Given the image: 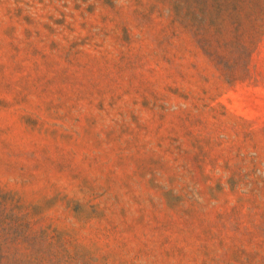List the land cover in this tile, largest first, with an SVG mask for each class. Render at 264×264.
<instances>
[{
	"label": "rangeland",
	"instance_id": "1",
	"mask_svg": "<svg viewBox=\"0 0 264 264\" xmlns=\"http://www.w3.org/2000/svg\"><path fill=\"white\" fill-rule=\"evenodd\" d=\"M0 264H264V0H0Z\"/></svg>",
	"mask_w": 264,
	"mask_h": 264
}]
</instances>
